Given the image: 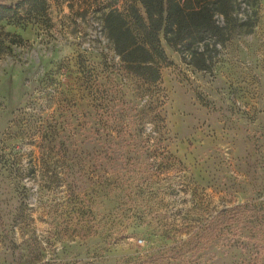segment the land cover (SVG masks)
I'll list each match as a JSON object with an SVG mask.
<instances>
[{"label":"rangeland","instance_id":"rangeland-1","mask_svg":"<svg viewBox=\"0 0 264 264\" xmlns=\"http://www.w3.org/2000/svg\"><path fill=\"white\" fill-rule=\"evenodd\" d=\"M131 1L45 0L41 16L21 4L0 19V264H264V0L215 15L223 42L160 35V83L121 90L102 13ZM121 120L182 162L132 174L128 197L99 161L102 124L119 141Z\"/></svg>","mask_w":264,"mask_h":264},{"label":"trees","instance_id":"trees-1","mask_svg":"<svg viewBox=\"0 0 264 264\" xmlns=\"http://www.w3.org/2000/svg\"><path fill=\"white\" fill-rule=\"evenodd\" d=\"M135 1L141 7L132 0L127 5L125 12L111 6L102 13L103 31L110 41L111 47L119 56L113 77L116 82L115 89L122 90L123 87L129 85L130 81L132 85H138L137 89L149 90L157 87L160 83V61L165 60L160 35L176 49L181 47L189 49L192 45L196 46L201 42L206 44L211 39L223 42L226 39L224 28L219 25L215 15L220 14L227 19L231 14L235 0ZM21 4H26L40 16L46 10L45 0H20L14 5L1 4L0 19L4 17L3 14L6 11L16 10V7ZM202 61L204 64L205 60L202 59ZM121 72H124L129 78H125ZM87 80L89 83L90 79ZM106 98L107 95L104 96V101ZM108 101L112 102V96ZM105 107L104 105V113L108 118H111V109L109 106L106 109ZM121 109L120 112H125L127 108L122 107ZM130 124V121L125 124L121 120L117 127V134H120L122 138L117 141L110 136L111 125L104 122L102 124L103 131L107 137H103L104 141L99 155L103 172L110 171L112 173L111 181L105 177L103 184L110 183L117 194L120 193L119 191L126 190L125 197L131 194L129 187L134 183L132 174L140 173L141 180L138 182H146L160 170L167 171L182 163L169 149L160 148L159 144L155 143L148 134L145 136L146 140L131 141L129 135L133 132L129 129ZM136 130L135 128L134 133ZM140 132L139 130L138 136H142ZM149 139L152 142H149ZM1 158L3 159V157ZM245 207V204H238L218 210L209 221V224H212V233L215 234L222 228L233 227V223L241 218Z\"/></svg>","mask_w":264,"mask_h":264}]
</instances>
